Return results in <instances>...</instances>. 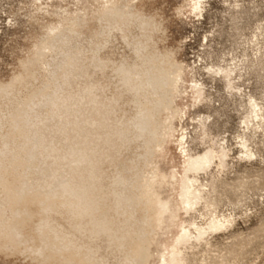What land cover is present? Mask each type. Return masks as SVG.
<instances>
[{
  "label": "rangeland",
  "instance_id": "374dc122",
  "mask_svg": "<svg viewBox=\"0 0 264 264\" xmlns=\"http://www.w3.org/2000/svg\"><path fill=\"white\" fill-rule=\"evenodd\" d=\"M0 164V264H264V0H0Z\"/></svg>",
  "mask_w": 264,
  "mask_h": 264
},
{
  "label": "bare ground",
  "instance_id": "6f19581e",
  "mask_svg": "<svg viewBox=\"0 0 264 264\" xmlns=\"http://www.w3.org/2000/svg\"><path fill=\"white\" fill-rule=\"evenodd\" d=\"M108 2V1H107ZM110 3H111V1H110ZM108 4V3H107ZM110 6L109 7H107V10L109 11V13L107 14V16H110V17H117V16H121V15H124V16H131L132 15V11H131V9H129L128 11H125L123 8H121V7H119L118 5H117V3H111V4H109ZM124 6V5H123ZM193 9H198V7H199V4L197 3H194L193 4ZM134 15V14H133ZM140 18V17H139ZM144 21V20H143ZM142 21V22H143ZM144 25V24H143ZM58 27V26H57ZM50 28V27H49ZM54 28V27H53ZM52 27H51V29H53ZM50 29V30H51ZM58 33V32H57ZM56 33V34H57ZM59 34H62V32H59ZM49 35V34H48ZM50 36H52V37H50ZM49 37H47V38H53V35H50ZM46 38V39H47ZM55 38H57L56 36H55ZM58 38H59V36H58ZM48 40V39H47ZM52 40V39H51ZM54 41H55V39H53ZM50 40H48V42H49ZM54 41L53 42H51V43H47L46 45H44L45 43H43V45H44V47H43V49H51L55 44H54ZM60 42V41H59ZM55 43H56V41H55ZM60 45V44H59ZM57 46V45H56ZM51 47V48H50ZM54 51V50H53ZM42 52H40V54L38 55L39 57L37 58V59H40V57L43 55V54H41ZM46 53H44V55H45ZM49 54V53H48ZM47 54V55H48ZM43 57V56H42ZM45 57V56H44ZM43 57V58H44ZM49 57V56H48ZM42 58V59H43ZM38 61H40V60H38ZM48 65V64H47ZM47 65H46V67H47ZM161 69V68H160ZM160 69H159V72H160ZM181 68L179 67V71L177 70V74L175 75V74H173V76L169 79V83H170V86H172L174 89H176L177 87H178V81H179V75L181 74ZM161 75H162V72L160 73ZM156 76V75H155ZM156 77H158V76H156ZM152 78V77H151ZM166 79H168V78H166ZM156 81V80H155ZM162 81V80H161ZM168 81V80H167ZM149 82V81H148ZM156 83V82H155ZM161 83V82H160ZM159 83V84H160ZM168 83V82H167ZM151 84V83H150ZM153 84V83H152ZM156 85V84H155ZM167 85V84H166ZM153 86V85H152ZM169 86V85H168ZM168 86H166V87H168ZM161 88V87H160ZM163 88V87H162ZM161 88V89H162ZM172 90V89H171ZM173 91V90H172ZM164 94V93H163ZM174 110H176V109H174ZM168 128V127H167ZM169 128L171 129V128H173V125H172V123L170 122V126H169ZM167 134L169 133V131L168 132H166ZM15 137V136H14ZM184 138L185 137H183L182 136V138H181V140H179V145L180 146H182L183 145V142H184ZM5 142V141H4ZM4 144V143H3ZM6 150V149H5ZM181 153H183V154H185L186 153V150H184V148L182 147V150H181ZM188 161H190V160H188L187 159V161H186V163H188ZM1 165V164H0ZM194 165H198V166H202L203 164L202 163H200L198 160L197 161H195V163H194ZM156 176H158L157 175V173L155 174V177ZM176 179V178H175ZM148 184V183H147ZM152 187H154V183H152L150 186H147L146 187V189H145V195L146 196H150L151 197V201H153L152 199V195L154 196V193L152 192ZM198 192V190H196L195 189V187H194V185H193V179L192 178H189V177H186V176H184L182 179H181V194H180V196H181V198H182V202H183V204H187V205H192L193 204V202H192V200H191V196H194L196 193ZM196 197V196H195ZM155 198V197H154ZM163 202V201H162ZM162 205V204H161ZM160 205V206H161ZM167 204H165V206H166ZM159 207V206H158ZM169 207V206H168ZM167 210V209H166ZM170 210V209H169ZM164 211V210H163ZM155 212H156V210H155ZM161 216H162V214L161 213H159ZM157 215V214H156ZM159 217V216H158ZM159 219V218H158ZM162 219V218H161ZM160 219V220H161ZM162 221H159V223H161ZM218 223H220V222H218ZM189 237H188V235H187V233L185 232L184 233V230H183V233H182V236L180 237V239L179 240H177V242H176V244L175 245H173L172 246V249H171V252L170 253H168V254H166V255H163V257H162V261H163V264H179V262H180V259L178 258L179 257V250H178V248H177V244L178 243H180V242H187ZM146 253V252H145Z\"/></svg>",
  "mask_w": 264,
  "mask_h": 264
}]
</instances>
